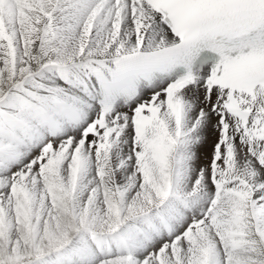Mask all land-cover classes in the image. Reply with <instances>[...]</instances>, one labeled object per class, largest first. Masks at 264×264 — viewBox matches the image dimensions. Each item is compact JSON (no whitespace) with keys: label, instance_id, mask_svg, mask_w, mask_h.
<instances>
[{"label":"snow or ice","instance_id":"6c2138e0","mask_svg":"<svg viewBox=\"0 0 264 264\" xmlns=\"http://www.w3.org/2000/svg\"><path fill=\"white\" fill-rule=\"evenodd\" d=\"M0 264H264V0H0Z\"/></svg>","mask_w":264,"mask_h":264},{"label":"bare ground","instance_id":"6f19581e","mask_svg":"<svg viewBox=\"0 0 264 264\" xmlns=\"http://www.w3.org/2000/svg\"><path fill=\"white\" fill-rule=\"evenodd\" d=\"M212 138L215 139L214 135L210 134V140H209V143H210V141L212 140Z\"/></svg>","mask_w":264,"mask_h":264},{"label":"rangeland","instance_id":"374dc122","mask_svg":"<svg viewBox=\"0 0 264 264\" xmlns=\"http://www.w3.org/2000/svg\"><path fill=\"white\" fill-rule=\"evenodd\" d=\"M214 140V138H212V140L210 141V143Z\"/></svg>","mask_w":264,"mask_h":264}]
</instances>
